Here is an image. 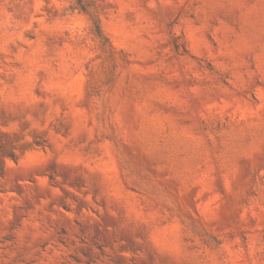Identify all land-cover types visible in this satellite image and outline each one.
Segmentation results:
<instances>
[{
    "label": "rangeland",
    "instance_id": "rangeland-1",
    "mask_svg": "<svg viewBox=\"0 0 264 264\" xmlns=\"http://www.w3.org/2000/svg\"><path fill=\"white\" fill-rule=\"evenodd\" d=\"M0 264H264V0H0Z\"/></svg>",
    "mask_w": 264,
    "mask_h": 264
}]
</instances>
